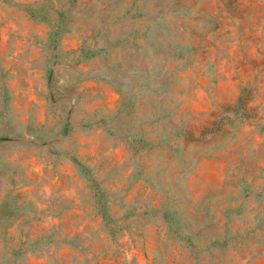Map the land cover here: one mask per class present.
<instances>
[{"label":"rangeland","instance_id":"rangeland-1","mask_svg":"<svg viewBox=\"0 0 264 264\" xmlns=\"http://www.w3.org/2000/svg\"><path fill=\"white\" fill-rule=\"evenodd\" d=\"M0 264H264V0H0Z\"/></svg>","mask_w":264,"mask_h":264}]
</instances>
